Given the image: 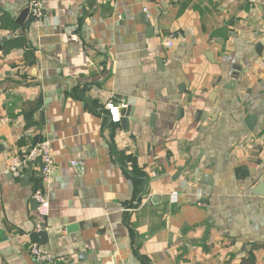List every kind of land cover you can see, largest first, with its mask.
<instances>
[{
    "label": "crops",
    "instance_id": "obj_1",
    "mask_svg": "<svg viewBox=\"0 0 264 264\" xmlns=\"http://www.w3.org/2000/svg\"><path fill=\"white\" fill-rule=\"evenodd\" d=\"M40 1L0 0V264H264V0Z\"/></svg>",
    "mask_w": 264,
    "mask_h": 264
},
{
    "label": "built area",
    "instance_id": "obj_2",
    "mask_svg": "<svg viewBox=\"0 0 264 264\" xmlns=\"http://www.w3.org/2000/svg\"><path fill=\"white\" fill-rule=\"evenodd\" d=\"M29 10L34 21H42L46 17L45 6L40 0H30ZM177 39L172 34L164 42L165 46L172 47ZM109 111L115 121L119 120L118 109L109 106ZM38 170L43 188H39L34 193V200L38 204V214L41 219H46L50 213V199L46 193L47 188L52 184V172L54 169V158L51 153V143L47 139L39 140L32 148L22 154L9 157L7 173L13 178L24 180L28 173ZM36 232L38 234L47 230L42 223H37ZM30 253L38 264H53L56 258L47 252L42 246L34 243L30 247Z\"/></svg>",
    "mask_w": 264,
    "mask_h": 264
},
{
    "label": "trees",
    "instance_id": "obj_3",
    "mask_svg": "<svg viewBox=\"0 0 264 264\" xmlns=\"http://www.w3.org/2000/svg\"><path fill=\"white\" fill-rule=\"evenodd\" d=\"M3 24L4 26V23H1V25ZM16 26L14 25L13 22H10V28H15ZM26 44V40L25 38H19V39H13V40H10V41H7L3 50L5 53H8L14 49H19V48H23Z\"/></svg>",
    "mask_w": 264,
    "mask_h": 264
},
{
    "label": "water",
    "instance_id": "obj_4",
    "mask_svg": "<svg viewBox=\"0 0 264 264\" xmlns=\"http://www.w3.org/2000/svg\"><path fill=\"white\" fill-rule=\"evenodd\" d=\"M29 14H30V10H29V8L28 9H26L25 11H23L22 12V14H21V16H20V18L18 19V23L19 24H23V20H25V18H27V16H29ZM32 21H34V18L33 17H31L29 20H28V22H27V25L25 26V28L26 29H28V27H29V25H30V23L32 22ZM132 101H130V100H128V102L125 100L124 101V104H127V105H131L132 103H131ZM131 110V111H130ZM129 114L131 113V115H133V109H131V108H129ZM30 174V173H29ZM28 174V175H29ZM27 178H28V176H27ZM27 181H28V179H26ZM38 205V204H37ZM47 234V232H42L41 233V235L43 236H45Z\"/></svg>",
    "mask_w": 264,
    "mask_h": 264
}]
</instances>
